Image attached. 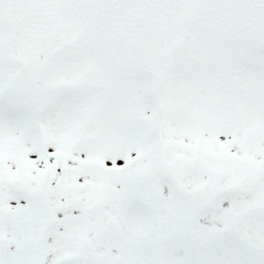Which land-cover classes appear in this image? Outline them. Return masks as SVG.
<instances>
[{
  "label": "snow or ice",
  "instance_id": "snow-or-ice-1",
  "mask_svg": "<svg viewBox=\"0 0 264 264\" xmlns=\"http://www.w3.org/2000/svg\"><path fill=\"white\" fill-rule=\"evenodd\" d=\"M0 264H264V0H0Z\"/></svg>",
  "mask_w": 264,
  "mask_h": 264
}]
</instances>
